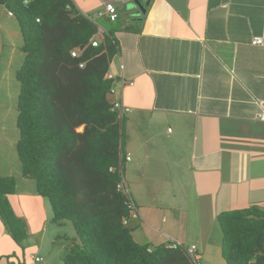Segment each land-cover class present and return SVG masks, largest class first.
I'll use <instances>...</instances> for the list:
<instances>
[{"label": "crops", "instance_id": "0c3cea01", "mask_svg": "<svg viewBox=\"0 0 264 264\" xmlns=\"http://www.w3.org/2000/svg\"><path fill=\"white\" fill-rule=\"evenodd\" d=\"M72 1L87 15L106 2L118 13L114 21L99 16L109 23L99 34L114 35L109 72L125 81L109 98L127 108L124 151L131 160L124 174L141 214L132 221L134 239L190 242L200 256L214 246L217 263L226 264L222 235H214L217 215L264 207V0H143V15L134 0ZM255 36L263 43L253 44ZM17 195H32L15 189L7 196L26 234L15 240L0 216V264H64L58 231L46 236L55 224L42 222L45 207L37 204L43 213L35 225ZM169 195L185 201L181 209L168 206ZM189 196L207 207L206 226L192 223ZM166 209L178 214L158 220Z\"/></svg>", "mask_w": 264, "mask_h": 264}, {"label": "trees", "instance_id": "16d2710c", "mask_svg": "<svg viewBox=\"0 0 264 264\" xmlns=\"http://www.w3.org/2000/svg\"><path fill=\"white\" fill-rule=\"evenodd\" d=\"M24 1L0 0L19 24L25 54L15 72L16 150L23 175L51 208L50 222L72 228L55 237L64 244L63 263L193 264L182 246L151 247L132 235L141 214L132 217L125 205L128 184L126 194L116 188L126 153L124 114L112 109L107 95L115 81L105 77L118 51L114 35L101 37L97 21L72 0ZM75 47L80 54L72 57ZM14 191L15 178L0 174V216L17 240L22 225L7 200ZM217 222L226 264H264V207L222 211Z\"/></svg>", "mask_w": 264, "mask_h": 264}, {"label": "rangeland", "instance_id": "374dc122", "mask_svg": "<svg viewBox=\"0 0 264 264\" xmlns=\"http://www.w3.org/2000/svg\"><path fill=\"white\" fill-rule=\"evenodd\" d=\"M90 15L96 19L99 26H102L103 28L107 29L109 23L99 18L96 12H93ZM115 24L119 23L115 22ZM22 42V35L20 33L19 24L17 20L13 17H9L6 14L4 8L0 7V174L2 176H12L13 178H15L16 191L22 190L23 193L29 192L32 195H17V197L22 199V201L20 200V202L23 203V208L28 211L30 220H32L35 225H38L40 223L41 218L40 214L43 213V208L36 207L37 204L45 207L44 217L47 220L44 219L42 222L48 223L49 218L52 215V211L45 199L36 192L35 181L32 178L23 175L22 164L16 150V142L19 137V131L16 126V101L20 86L19 82L15 77V72L22 65L25 56L24 52L20 49ZM81 129L82 127L77 128V130L79 131ZM179 193L180 192H178L177 194ZM33 196L35 197V201L33 200ZM169 196L171 198V201L168 203V206L172 208L176 207L181 209L182 203H184L185 201H178V196ZM14 199L15 198L12 199L13 203ZM195 199H197V197H188V201L190 202V204H194V210L192 211L194 220H192L191 217V220L193 221L192 223H199L200 225L206 226V222H208L205 218L208 215L206 212L207 207L204 206V204L202 206L199 205L197 200ZM158 201L165 203V205H163L164 207L166 206L167 197H158ZM149 205L151 206L150 203ZM177 214L178 213L172 215L171 211L166 209L165 211L160 212L157 219L162 221V216H165V218L170 216L175 217ZM20 225H25V223L22 221ZM151 225L153 227V223ZM53 226L49 227V233L48 231L46 232L47 237L54 229L58 231V234H65L68 233L66 231L72 230L69 223H64L58 229L55 228V225ZM11 229V232H17L15 227H12ZM23 232L24 234H26L25 230H23ZM35 234L37 237V232H35ZM214 235H216V239L221 236L220 228L217 222L215 223L214 227ZM140 242H147L150 244L151 247L155 246V244H153V240H151L148 236L143 238V240L140 239ZM171 242L180 243L178 240H170L166 244ZM187 243L190 245V242ZM209 247L210 248L205 249L204 253L201 256L199 255L201 264H218L217 260L220 259L218 250L216 251L214 246ZM44 251V254L47 255L48 251ZM213 257L216 262L213 260Z\"/></svg>", "mask_w": 264, "mask_h": 264}, {"label": "built area", "instance_id": "2783aa9c", "mask_svg": "<svg viewBox=\"0 0 264 264\" xmlns=\"http://www.w3.org/2000/svg\"><path fill=\"white\" fill-rule=\"evenodd\" d=\"M24 2H26V0ZM6 14L8 16H11V17L13 16V13L11 11H8ZM97 14H98V16L105 15L111 21H114L118 16L116 8H115L114 4L111 2H106L104 5V8L102 10H99L97 12ZM252 43L253 44H262L263 38L261 36H255L252 39ZM92 45L96 46L97 41L93 40ZM70 54L72 57H77L80 54V48L75 47V48L71 49ZM79 66L83 67V63H80ZM105 77L113 79L115 81V85L113 87H111L110 90L108 91V95H107L108 97H111L117 91V89L121 90L123 88L124 83H125L123 77L116 78L109 71L106 73ZM131 83L132 82L130 81L129 84H131ZM111 103H112V109L116 110L118 112V118H121L123 113L127 110V108L124 107L119 101L115 100V98H114V101H111ZM259 118L264 121V111L259 115ZM169 130H170V128H169ZM123 157H124L123 166L119 167V171H121V179L116 184V188L118 191H121L124 194H126L127 193V182L124 178V174H123L122 169L124 168L125 163L131 160V154L129 152H126ZM110 170H113V168H110ZM126 195L127 196H126V200H125V205L131 211V216L137 217L139 215V211H138L134 201L132 200V198H130V196L128 194H126ZM124 223H127V220H124ZM183 245L184 244H181L178 242H171L168 244V246L171 248H175L177 246L184 247L186 253L190 256L193 264H201L200 259H199V254L196 252L197 245L196 244H191L189 246H186V245L183 246ZM34 260L38 262V261H42L43 258L41 256H35Z\"/></svg>", "mask_w": 264, "mask_h": 264}, {"label": "water", "instance_id": "95a60500", "mask_svg": "<svg viewBox=\"0 0 264 264\" xmlns=\"http://www.w3.org/2000/svg\"><path fill=\"white\" fill-rule=\"evenodd\" d=\"M147 5L148 3L144 2L143 0H134L133 2V6H137L142 15L145 14ZM138 19H141V17H139Z\"/></svg>", "mask_w": 264, "mask_h": 264}, {"label": "clouds", "instance_id": "9594fccd", "mask_svg": "<svg viewBox=\"0 0 264 264\" xmlns=\"http://www.w3.org/2000/svg\"><path fill=\"white\" fill-rule=\"evenodd\" d=\"M126 163H127V162H126ZM126 163H125V164H126ZM124 167H125V165H124Z\"/></svg>", "mask_w": 264, "mask_h": 264}]
</instances>
